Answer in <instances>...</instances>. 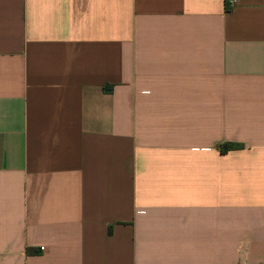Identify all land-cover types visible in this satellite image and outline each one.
I'll return each mask as SVG.
<instances>
[{
    "label": "crops",
    "instance_id": "obj_1",
    "mask_svg": "<svg viewBox=\"0 0 264 264\" xmlns=\"http://www.w3.org/2000/svg\"><path fill=\"white\" fill-rule=\"evenodd\" d=\"M0 264H264V0H0Z\"/></svg>",
    "mask_w": 264,
    "mask_h": 264
}]
</instances>
